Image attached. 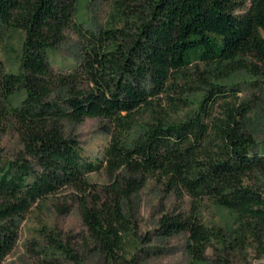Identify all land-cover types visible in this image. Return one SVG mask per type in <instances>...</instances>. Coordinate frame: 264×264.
Instances as JSON below:
<instances>
[{
	"label": "trees",
	"instance_id": "trees-1",
	"mask_svg": "<svg viewBox=\"0 0 264 264\" xmlns=\"http://www.w3.org/2000/svg\"><path fill=\"white\" fill-rule=\"evenodd\" d=\"M111 2L112 26L97 33L75 26L82 57L63 73L48 55L72 26L76 0H0V31L24 34L18 73L0 63V131L10 126L21 146L14 159L0 154V264L17 244L18 221L61 194L77 207L88 249L110 264H140L130 253L137 250L131 201L148 181L195 207L207 201L235 215L232 229L209 228L193 211L159 219L155 236L185 234L191 264H232L249 250L263 257L264 142L247 125L251 108L226 102L225 117L212 118L210 107L226 96L221 82L258 74L257 66L264 73V0ZM181 80L205 92L175 121L172 114L191 104L192 87ZM144 114L149 119L139 121ZM87 118L108 124L99 162L64 132V122ZM100 170L108 184L98 189L86 177ZM41 234L45 261L82 264L58 235Z\"/></svg>",
	"mask_w": 264,
	"mask_h": 264
},
{
	"label": "rangeland",
	"instance_id": "rangeland-1",
	"mask_svg": "<svg viewBox=\"0 0 264 264\" xmlns=\"http://www.w3.org/2000/svg\"><path fill=\"white\" fill-rule=\"evenodd\" d=\"M111 0H76L75 14L72 26L64 31L63 41L53 48L48 55L51 68L58 72L73 70L82 57V47L85 42L75 32V26H79L84 32L97 33L113 24L111 19ZM120 25V23L115 22ZM24 34L14 28L1 29L0 31V63L6 73H18L19 58L21 54ZM251 61V60H249ZM255 63L254 61H251ZM258 74L238 72L229 79L221 82L226 86V96L217 100L210 107L212 118H224L226 106L229 102L236 105H244L252 109L248 114L247 125L254 133L257 140L264 142V73L260 66L255 70ZM178 81L181 87L190 85V93L185 97L191 104L181 108L172 119L182 121L190 115L203 98L205 90L197 88L194 83ZM176 97L178 94H169ZM13 102V106L17 105ZM168 108V107H166ZM149 119V115H143L139 121ZM64 132L73 136L79 143L82 155L93 162L102 160L103 151L109 142V135L102 126L108 124L98 118H87L82 123L71 125L63 123ZM21 150L18 138L10 126L0 131V154L4 159H14ZM86 180L101 189L108 184L104 170L87 175ZM67 204L69 211L60 213L58 207ZM131 206L137 213L136 240L137 250H130L131 256L135 255L140 264H191V258L186 252L187 236L177 234L168 238L155 236L159 219L163 215L184 214L192 211L198 215L199 220L209 228L232 229L235 227V215L225 209H220L210 202H203L200 206L193 204L188 196L177 198L174 194L165 193L161 185L148 181L146 186L132 198ZM19 237L16 246L2 264H74L62 257L55 261L44 260L41 251L46 248L42 237L45 231L51 235H58L62 242L80 254L82 264H110L104 261L96 253L87 248L83 243L86 239L85 228L75 204L66 196L56 195L48 198L39 206H33L23 219L18 221ZM83 246V247H82ZM232 264H264V256L256 258L252 250L244 255L233 258Z\"/></svg>",
	"mask_w": 264,
	"mask_h": 264
}]
</instances>
